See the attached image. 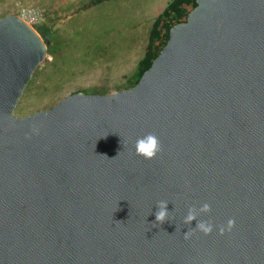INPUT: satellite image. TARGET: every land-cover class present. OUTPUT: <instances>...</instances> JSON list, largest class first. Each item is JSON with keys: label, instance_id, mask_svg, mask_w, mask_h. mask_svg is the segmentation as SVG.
<instances>
[{"label": "water", "instance_id": "95a60500", "mask_svg": "<svg viewBox=\"0 0 264 264\" xmlns=\"http://www.w3.org/2000/svg\"><path fill=\"white\" fill-rule=\"evenodd\" d=\"M196 2L133 87L22 117L49 40L0 18V264H264V0Z\"/></svg>", "mask_w": 264, "mask_h": 264}, {"label": "rangeland", "instance_id": "374dc122", "mask_svg": "<svg viewBox=\"0 0 264 264\" xmlns=\"http://www.w3.org/2000/svg\"><path fill=\"white\" fill-rule=\"evenodd\" d=\"M91 1L0 0V18L16 15L18 3L43 9L39 27L46 26L51 35L46 57L15 115L50 109L75 92L107 94L129 88L153 22L171 0Z\"/></svg>", "mask_w": 264, "mask_h": 264}, {"label": "trees", "instance_id": "16d2710c", "mask_svg": "<svg viewBox=\"0 0 264 264\" xmlns=\"http://www.w3.org/2000/svg\"><path fill=\"white\" fill-rule=\"evenodd\" d=\"M106 1L112 0H92L91 4L97 5ZM196 6V0H171L158 14L153 22L144 55L138 62L132 79H129L128 87H133L138 83L144 72L151 67L154 59L167 44L171 28L185 21L189 12ZM36 29L44 38H51L50 31L46 26H37Z\"/></svg>", "mask_w": 264, "mask_h": 264}, {"label": "clouds", "instance_id": "9594fccd", "mask_svg": "<svg viewBox=\"0 0 264 264\" xmlns=\"http://www.w3.org/2000/svg\"><path fill=\"white\" fill-rule=\"evenodd\" d=\"M135 148H136L137 154L143 156L146 159L154 158L160 151V145H159L158 138L152 134L139 138L136 141ZM201 211L205 213L209 212L210 205L205 204L203 208L201 209ZM168 216H169L168 205L166 202L162 201L158 204V211L155 213L156 223L163 224L164 222L168 220ZM195 219H196V216L190 213L186 217L185 223H191ZM233 225H234V221L229 220L227 224V229L230 230L233 227ZM197 229L203 232L205 235H207L213 231V226L212 224L207 223V222H200L197 224ZM224 231L225 229L221 228V234H223ZM185 238H187V234Z\"/></svg>", "mask_w": 264, "mask_h": 264}, {"label": "built area", "instance_id": "2783aa9c", "mask_svg": "<svg viewBox=\"0 0 264 264\" xmlns=\"http://www.w3.org/2000/svg\"><path fill=\"white\" fill-rule=\"evenodd\" d=\"M16 15L34 29H36L45 18V12L43 9L34 6H25L19 3L17 4Z\"/></svg>", "mask_w": 264, "mask_h": 264}]
</instances>
